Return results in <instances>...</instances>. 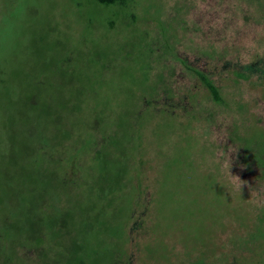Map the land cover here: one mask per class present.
I'll return each mask as SVG.
<instances>
[{
	"label": "rangeland",
	"instance_id": "374dc122",
	"mask_svg": "<svg viewBox=\"0 0 264 264\" xmlns=\"http://www.w3.org/2000/svg\"><path fill=\"white\" fill-rule=\"evenodd\" d=\"M260 177L264 0H0V264H264Z\"/></svg>",
	"mask_w": 264,
	"mask_h": 264
},
{
	"label": "trees",
	"instance_id": "16d2710c",
	"mask_svg": "<svg viewBox=\"0 0 264 264\" xmlns=\"http://www.w3.org/2000/svg\"><path fill=\"white\" fill-rule=\"evenodd\" d=\"M96 3H98L101 6H106V7H110V6H116L119 3H122V0H95ZM194 74L202 81V83L204 84V86L206 87V89L209 91L210 96L212 98V100L215 103H219L222 104L223 99L221 97V93L218 89V87L216 85H214L208 78L207 76H205L203 73L198 72V71H194ZM244 175V174H243ZM244 179H246V176L244 175L243 177ZM260 181H264L263 178H259ZM127 186V184H125L124 188ZM123 188V189H124ZM37 212H39V210H37ZM147 212H142L141 217H146ZM132 216V214H131ZM32 219L33 222H31L29 224V232L28 231H21L20 232V237H19V242L21 241V239H25L27 242H29L30 245H33L34 247H36L37 249H39L41 247L42 244V239L40 237V232H42V230L44 229V223L46 220L43 221L41 220V218L39 217L38 213L34 218H30ZM47 219V218H46ZM68 219V217L64 214L62 217H60L59 220H57L56 222L51 221L48 222V228L50 229V231H52L53 236L58 237V235H60L59 233H64V235L61 236H70L71 232L66 228V220ZM142 220V218H141ZM55 224H60V230L61 231H57L53 226ZM141 222H138V225H140ZM46 228V227H45ZM56 233H58V235H56ZM66 238V237H65ZM67 239V238H66ZM65 241V240H64ZM84 248L83 245L77 240V239H71V243L69 245V252L68 255L66 257L63 258V261H55L54 264H69L68 262L76 257L79 256H85L86 253H84ZM82 254H80V253ZM81 260V264H106L109 261L106 259V257H103L99 254H95L91 260H87L84 259L83 257H79ZM107 260V261H106Z\"/></svg>",
	"mask_w": 264,
	"mask_h": 264
}]
</instances>
